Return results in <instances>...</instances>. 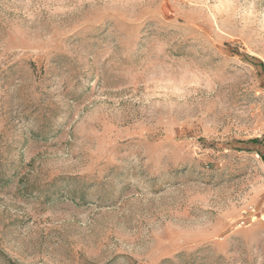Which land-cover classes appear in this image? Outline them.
I'll use <instances>...</instances> for the list:
<instances>
[{
  "label": "rangeland",
  "instance_id": "374dc122",
  "mask_svg": "<svg viewBox=\"0 0 264 264\" xmlns=\"http://www.w3.org/2000/svg\"><path fill=\"white\" fill-rule=\"evenodd\" d=\"M263 200L264 0H0V264H264Z\"/></svg>",
  "mask_w": 264,
  "mask_h": 264
},
{
  "label": "built area",
  "instance_id": "2783aa9c",
  "mask_svg": "<svg viewBox=\"0 0 264 264\" xmlns=\"http://www.w3.org/2000/svg\"><path fill=\"white\" fill-rule=\"evenodd\" d=\"M262 211H260V212H256L255 211V209L253 208V209H250L249 210V213L250 214H248L247 215V217L250 219V220H252V218L254 217V218H257V216L259 215V218H261L262 216H264V200H263V202H262ZM253 221V220H252ZM263 221H264V219H263ZM243 223V222H242Z\"/></svg>",
  "mask_w": 264,
  "mask_h": 264
},
{
  "label": "bare ground",
  "instance_id": "6f19581e",
  "mask_svg": "<svg viewBox=\"0 0 264 264\" xmlns=\"http://www.w3.org/2000/svg\"><path fill=\"white\" fill-rule=\"evenodd\" d=\"M256 218H252V220H255ZM259 219H261V220H263L264 219V216H262L261 218H259Z\"/></svg>",
  "mask_w": 264,
  "mask_h": 264
}]
</instances>
